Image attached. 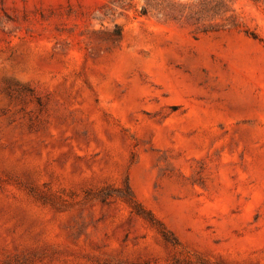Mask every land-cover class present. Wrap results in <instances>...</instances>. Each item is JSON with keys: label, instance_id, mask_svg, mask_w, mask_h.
<instances>
[{"label": "rangeland", "instance_id": "obj_1", "mask_svg": "<svg viewBox=\"0 0 264 264\" xmlns=\"http://www.w3.org/2000/svg\"><path fill=\"white\" fill-rule=\"evenodd\" d=\"M0 264H264V0H0Z\"/></svg>", "mask_w": 264, "mask_h": 264}]
</instances>
